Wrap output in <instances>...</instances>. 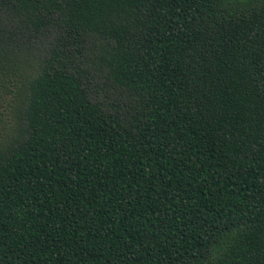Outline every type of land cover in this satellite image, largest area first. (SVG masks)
<instances>
[{
  "label": "trees",
  "instance_id": "1",
  "mask_svg": "<svg viewBox=\"0 0 264 264\" xmlns=\"http://www.w3.org/2000/svg\"><path fill=\"white\" fill-rule=\"evenodd\" d=\"M0 264H264V0H0Z\"/></svg>",
  "mask_w": 264,
  "mask_h": 264
}]
</instances>
